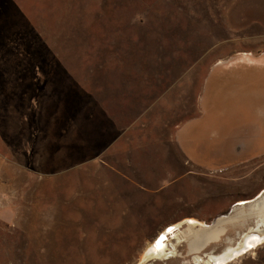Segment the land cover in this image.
<instances>
[{
  "label": "rangeland",
  "instance_id": "374dc122",
  "mask_svg": "<svg viewBox=\"0 0 264 264\" xmlns=\"http://www.w3.org/2000/svg\"><path fill=\"white\" fill-rule=\"evenodd\" d=\"M259 51L264 0H0V264H136L164 227L255 197L264 160L241 181L249 169L209 171L225 163L218 137L190 154L166 138L197 112L212 63ZM93 101L94 132L120 130L118 169L89 158ZM183 155L204 172L176 175L194 169ZM249 226L225 224L203 253ZM177 249L144 264H194ZM227 264H264V242Z\"/></svg>",
  "mask_w": 264,
  "mask_h": 264
},
{
  "label": "crops",
  "instance_id": "0c3cea01",
  "mask_svg": "<svg viewBox=\"0 0 264 264\" xmlns=\"http://www.w3.org/2000/svg\"><path fill=\"white\" fill-rule=\"evenodd\" d=\"M94 102L89 158H99L107 167L115 170L118 169L117 162L116 166L111 162H115L114 156L119 155L118 148L111 157L107 155V147L116 140L120 130L116 131L112 121H98L99 130L94 132L95 119L104 115ZM186 119L185 126L180 125L181 121L173 126L166 138L167 142L174 143L178 149L180 146L185 147L190 154L191 145L195 144L194 139L199 138V143L205 150L214 143V137H218L223 142L222 145L226 144L223 146L224 153L222 150V160L226 163L209 171L235 167L246 171L252 162L264 160V51L237 52L212 63L197 98V112ZM200 124L203 126L201 133L198 127ZM109 130L115 131L112 137L111 134L106 135ZM104 137L108 140H104ZM87 157L88 155H84L81 160L86 161ZM183 158L184 165L194 169H187L184 173L177 172L176 175L196 173L195 170L198 174H202L199 171L204 172L195 169V164L186 156L183 155ZM202 160L205 161L206 158L202 157ZM262 166H251L249 172H243L238 179L245 181Z\"/></svg>",
  "mask_w": 264,
  "mask_h": 264
},
{
  "label": "bare ground",
  "instance_id": "6f19581e",
  "mask_svg": "<svg viewBox=\"0 0 264 264\" xmlns=\"http://www.w3.org/2000/svg\"><path fill=\"white\" fill-rule=\"evenodd\" d=\"M242 205L246 206L239 208ZM233 208L234 210L228 215L218 217L216 225L212 224L213 221L211 224H204L195 219L186 218L182 222L164 227L146 246L136 264H144L149 259L180 256L177 247L182 242L186 244L190 263L227 264L239 258L246 251H251L255 243L264 242V189L250 200L237 202ZM248 217L255 218V225L249 226L241 234L237 243L227 245L220 251L222 246L219 252L203 253L208 244L217 243L220 240L225 224H242ZM182 224L186 228H182Z\"/></svg>",
  "mask_w": 264,
  "mask_h": 264
},
{
  "label": "flooded vegetation",
  "instance_id": "af4514ba",
  "mask_svg": "<svg viewBox=\"0 0 264 264\" xmlns=\"http://www.w3.org/2000/svg\"><path fill=\"white\" fill-rule=\"evenodd\" d=\"M223 161H224V160H223ZM225 163H226V162H225ZM225 163L220 164V165H218L217 167H219V166H223ZM263 188H264V187H263ZM229 212H231V209L227 211V214H228ZM247 219L251 221V224L255 225V218H254V217H248Z\"/></svg>",
  "mask_w": 264,
  "mask_h": 264
},
{
  "label": "water",
  "instance_id": "95a60500",
  "mask_svg": "<svg viewBox=\"0 0 264 264\" xmlns=\"http://www.w3.org/2000/svg\"><path fill=\"white\" fill-rule=\"evenodd\" d=\"M217 220H218V218H215L214 220H213V222H212V224L213 225H216L217 224ZM211 224V223H210ZM183 225V224H182ZM184 228H186V226H184ZM198 228V227H197ZM225 228V227H224ZM204 229V228H203ZM222 235V234H221ZM220 235V236H221Z\"/></svg>",
  "mask_w": 264,
  "mask_h": 264
}]
</instances>
